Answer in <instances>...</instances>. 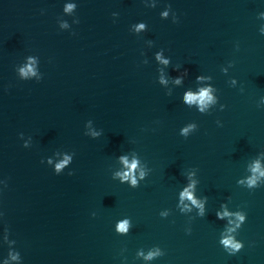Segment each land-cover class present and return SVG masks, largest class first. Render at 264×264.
I'll return each mask as SVG.
<instances>
[{
  "label": "water",
  "instance_id": "obj_1",
  "mask_svg": "<svg viewBox=\"0 0 264 264\" xmlns=\"http://www.w3.org/2000/svg\"><path fill=\"white\" fill-rule=\"evenodd\" d=\"M66 3L76 8L64 12ZM166 4L179 20L160 17ZM261 10L264 0H158L154 8L142 0H0V264H264V185L236 183L264 153ZM139 20L147 30L129 31ZM160 47L172 56L168 64L153 56ZM29 55L40 80L19 71ZM176 62L189 68L179 84L171 79L180 73ZM201 72L213 76L224 109L183 104V89ZM192 120L198 128L180 135ZM128 150L151 168L134 187L111 177L123 167L116 156ZM65 154L72 160L57 174ZM193 166L198 194L208 197L203 217L176 205L182 172ZM228 196L230 207L247 212L235 254L218 242L225 222L215 209ZM123 215L133 227L116 233ZM154 244L164 255L147 262L136 255ZM16 252L19 261L11 259Z\"/></svg>",
  "mask_w": 264,
  "mask_h": 264
},
{
  "label": "clouds",
  "instance_id": "obj_2",
  "mask_svg": "<svg viewBox=\"0 0 264 264\" xmlns=\"http://www.w3.org/2000/svg\"><path fill=\"white\" fill-rule=\"evenodd\" d=\"M142 2L147 7L154 8L157 5L158 0H142ZM76 8L75 3H66L63 6L64 12H72ZM43 12V9H41ZM169 12L172 14L174 20H179V14L172 9L171 4H166L162 10H160L159 15L161 18H167ZM113 17L119 15L118 12L113 11L111 13ZM259 18H264V10L257 13ZM79 23V19L76 21ZM115 22V21H114ZM61 27H67L66 22L61 23ZM147 23L143 20L136 21L130 25L129 31L140 34L147 30ZM142 30V31H141ZM258 31L264 34V24L259 26ZM148 44H153L154 41L151 39L146 40ZM235 47L239 48V43L235 44ZM166 49L160 47L153 53L156 61L163 64H168L171 61L172 56L170 54L165 55ZM143 56V51L141 52ZM27 67H21L19 69L21 75L25 78L35 77L37 80L42 78V74L37 71V59L33 55L27 56ZM142 63L147 64L148 58L145 56ZM233 60H228L226 64L221 65L220 71L223 73H228L230 67L233 65ZM181 62H176L173 66L180 69V73L177 75H172L171 79L174 83L179 84L184 81L186 74L189 72V68L181 67ZM160 73H164V68H158ZM169 77L161 74L159 80L165 83L168 82ZM195 81L197 82L194 87H185L182 92V102L190 108H194L200 113H209L214 108L224 109L226 105L220 102V97L218 95V89L216 85L212 82L213 76L211 74L199 73L195 76ZM228 83L230 86H236L239 82L235 76H230L228 78ZM243 91V87L240 88ZM171 92V91H169ZM257 107H264V97L261 98V103L257 104ZM91 123V121H89ZM217 125H221L222 121L217 119ZM198 128V124L195 120L188 121L184 123L179 128V134L188 137ZM102 131L92 132V136H101ZM24 147H28L27 143L23 144ZM264 153H258L254 159H251L249 163L246 164L247 174L242 175L237 178L236 183L247 189H254L264 185V162H262L261 157ZM116 158L121 162L123 167L111 173V177L114 180H118L120 183H127L129 186H137L141 183L142 179L146 178L151 171L149 163L141 155L132 151L130 155L129 150L121 152ZM72 156L69 154L63 155V158L55 164L53 171L57 174L63 172L64 166H69ZM42 163L44 159L42 158ZM72 169H68V174H72ZM185 177V183L178 188V198L176 201L177 209L181 213H193L195 216L203 217L207 211V195L198 194V185L200 183L199 177L197 175V168L192 167L190 171L182 172ZM0 183L5 184V181H0ZM231 197L228 196L225 200H222L219 207L215 209V216L217 219L224 221V226L219 233V244L224 248V250L229 254H235L239 252L244 247V240L238 238L239 229L242 227L247 219V212L242 207L232 208L229 206V201ZM194 210V211H193ZM3 215V212H0ZM91 215L95 216L96 213L92 212ZM159 215L164 217L168 215V210L159 212ZM193 218V217H190ZM133 227V217L131 215H123L122 217L115 220L114 231L116 233L124 234L131 231ZM186 232H191V227L185 228ZM7 233V227L5 229ZM7 234L5 239H7ZM127 245L124 246L126 248ZM122 250V249H121ZM136 255L143 257L144 261H152L157 257L164 255V249L159 244H154L148 247L141 246L137 249ZM12 260H20V253L16 252L11 255ZM123 260H127L128 257L125 255L122 257ZM7 264V260L3 262Z\"/></svg>",
  "mask_w": 264,
  "mask_h": 264
}]
</instances>
